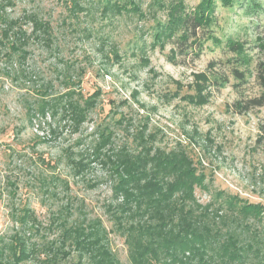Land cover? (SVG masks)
<instances>
[{
    "label": "rangeland",
    "instance_id": "obj_1",
    "mask_svg": "<svg viewBox=\"0 0 264 264\" xmlns=\"http://www.w3.org/2000/svg\"><path fill=\"white\" fill-rule=\"evenodd\" d=\"M153 1L73 0L78 6L72 11L70 0H14L0 9V244L12 235L29 244L51 242L63 226L99 221L109 249L120 263H128L124 239L107 209L109 203H121L112 193L117 178L108 166L91 162L99 142L96 131L113 133L111 143L101 147L106 154L110 147L134 146L131 134L142 126L153 146L185 151L205 175L208 190L195 188L201 204L222 192L264 206V146L256 143L264 106L243 113L234 107L242 97L264 93L255 79L264 0H255L257 6L236 0L231 8L217 1L209 28L216 40L202 39L197 56H179L175 63L169 60L171 44H154L155 25L167 10ZM199 1L185 3L193 8ZM114 3L127 8L118 12ZM133 4L137 12L128 10ZM29 14L50 23L52 43L47 47L43 38H30L21 49L23 59L10 50L13 34L2 20H16L29 34L31 22L24 17ZM230 40L242 42L244 52H231ZM210 64L227 82H212ZM232 68L244 73V82L234 79ZM205 72L211 80L202 83L207 101L191 103L185 97L198 92L197 76ZM48 85L47 100L71 90L70 99L81 106L99 92L78 128L63 116L69 97L56 101L54 114L37 111ZM77 159L86 164L78 176L71 168ZM25 209L29 217L21 222ZM78 261L72 248L62 264Z\"/></svg>",
    "mask_w": 264,
    "mask_h": 264
},
{
    "label": "trees",
    "instance_id": "obj_2",
    "mask_svg": "<svg viewBox=\"0 0 264 264\" xmlns=\"http://www.w3.org/2000/svg\"><path fill=\"white\" fill-rule=\"evenodd\" d=\"M217 1L221 7L231 8L236 0H200L193 8L188 7L185 0L153 1L159 9L167 10L165 20L155 25L154 44L161 47L164 43L172 45L169 51L172 63L179 56H197L201 40L214 39L209 28ZM246 1L257 6L255 0ZM70 3L73 11L78 5L73 0ZM13 4L14 0H2L0 9ZM113 6L118 12L127 8L125 4L114 3ZM128 10L137 12L138 7L133 4ZM24 17L31 22L29 34L16 20H2L13 34L10 50L19 52L23 59L26 52L21 49L30 38L36 41L43 38L47 47L52 43L49 22L39 19L36 14ZM257 41L256 48L262 58L256 64L255 79L264 88V35L259 34ZM227 46L236 54L245 50L244 44L238 41L230 40ZM212 66L210 64L207 68L211 75L214 74L212 82H227L225 76L211 69ZM231 73L239 84L244 82L242 71L232 68ZM197 78H200L199 85L195 87L198 92L185 98L191 103L202 104L209 95L207 87L202 85L209 83V74H198ZM239 84H234L237 92H240ZM48 87L42 89L44 96L41 94L43 99L37 111L54 114L60 105L56 101L69 97L66 105L62 106L63 116L75 128L87 119L86 113L94 106V97L99 94L95 91L81 106L77 100L70 99L74 96L71 90L57 95L56 99L52 96V100H47ZM262 106L264 93L242 97L234 104L239 113ZM142 127L131 134L134 146L123 149L110 147L109 154L101 147L111 143L113 133L96 131L99 142L92 151L91 162L108 166L110 174L117 178L112 193L113 199L120 198L121 203H109L107 209L112 224L127 247L126 264H264V206L237 196H225L222 192L214 193L207 203L201 204L195 197V188L208 190L205 175L197 171L185 151L153 146L152 136L146 138ZM258 131L256 143L264 146V119ZM85 166L81 159L71 162L76 176L85 170ZM24 212L21 222L29 217L30 212L27 209ZM253 222L261 227L254 226ZM106 238L99 221L63 226V233L57 240L41 244H29L19 235H12L9 242L0 244V264H62L70 256L72 248L79 252L77 264H122L109 249Z\"/></svg>",
    "mask_w": 264,
    "mask_h": 264
}]
</instances>
